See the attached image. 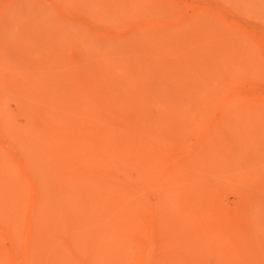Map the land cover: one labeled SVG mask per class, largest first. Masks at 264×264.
Returning <instances> with one entry per match:
<instances>
[{"label": "bare ground", "instance_id": "1", "mask_svg": "<svg viewBox=\"0 0 264 264\" xmlns=\"http://www.w3.org/2000/svg\"><path fill=\"white\" fill-rule=\"evenodd\" d=\"M44 1L63 14L57 1ZM201 17L195 14L178 28L199 24ZM166 22L144 17L134 26L114 24L113 38L130 43L131 37L141 35L149 44L128 58L134 77L117 83L103 74L101 66H96L95 70L103 71L98 74L87 71L90 66L83 68L89 63L70 60L62 50L67 40L50 28L40 47L50 51L43 67L29 69V61L20 55L22 59H16L15 64L8 61L10 76L0 74V264H94L110 252L105 251L110 247L107 237L122 245L113 254L118 264H264V238L252 237L260 234L258 229L250 235L245 231L249 224L245 225L242 214L243 207L250 208L252 198L258 196L257 190L250 189L253 185L248 192L242 189L241 207L227 208L221 194L234 186L231 182L235 178H227L223 185V173L217 165L221 152H228L226 130L248 104L243 89L251 79L241 81L239 67L248 68L249 62L186 61L183 52L162 44L160 28L171 27ZM236 29L254 41L252 31ZM130 45L132 49L134 45ZM16 60L14 57L11 63ZM118 67L120 70L124 65ZM149 87L158 90L154 111L146 107V100L151 99ZM9 97L15 98L16 112L24 118V125L14 121L7 106ZM244 108L247 111L250 107ZM190 134L195 137L193 142L187 138ZM249 170L248 184L264 179ZM63 186L65 190L58 192ZM45 187L57 198L81 191L79 197L88 201L81 208L86 213L72 217L73 224L55 215L52 218L45 210ZM64 203L66 209L79 208L73 200L64 199ZM87 225L104 231L101 238L94 232L85 233L89 247L80 245L75 237Z\"/></svg>", "mask_w": 264, "mask_h": 264}, {"label": "rangeland", "instance_id": "2", "mask_svg": "<svg viewBox=\"0 0 264 264\" xmlns=\"http://www.w3.org/2000/svg\"><path fill=\"white\" fill-rule=\"evenodd\" d=\"M0 1H1L0 12L3 13V14L0 13L1 14L0 40L1 38H4V40H6L5 42H7L4 45V40L0 41V46L1 44L4 45L3 47H0L1 49L0 51L4 52L3 55L1 56L5 55L6 57L5 56L4 57L7 60L6 62L4 57L0 56L1 57L0 74L2 76H4L5 74L6 77L10 76V71L12 69V67H10V64H15L16 62H18V60L22 59L19 57V55L23 56L25 60L29 61L27 63L29 69L32 66H34L32 67L33 69H35L36 66L43 67L44 62H46V60L49 58L48 55L50 51H48L47 48H45L46 51L45 49H43L45 51L43 52V50L41 51L40 47H42L41 42L43 44L45 41L43 40V38L46 39L45 36H43L44 33L47 32L50 28L49 31L53 30L56 33H57L56 30H58L59 34H61L59 35L57 33L59 38L61 37L60 39L67 40V44H66L67 46H63L62 50L65 51V54L69 56L70 60L73 61L79 60L80 62L77 63H85V64L89 63L87 65L83 64L84 65L83 68L85 70L90 68V70L87 71L92 72V70L94 71L95 69H97L96 66H101L102 70L105 71L103 74L105 76H108L109 78L111 77L112 82L113 80H115L114 82H116L117 80L123 81L124 80L123 78H125V80H129L132 77V75L134 77V74H132L134 70H132V68L128 66L130 62L128 59L129 56H131V53H133L134 50L136 51L137 49L136 52H138L141 48H144L149 44H146L147 42L144 43L143 42L144 40H142V38L140 39V37H142L141 35L131 37L130 39L132 41L130 43L120 42L121 40H119L118 38L112 37L114 33H116V29H115L116 25L114 26V24H117V26L119 25L123 26V24L124 26H126V24L127 26H134L137 20L141 21L142 18L144 17H149V19L152 18L167 19L166 24L170 25L171 27L160 28L162 30V31L160 30L161 31L160 36L162 38L160 40H162V44H164L166 49L183 52L185 54L186 61L191 60V62H195V63H215V62H226V61L234 62L237 60L239 62H244V63L249 62L250 67L244 69L241 66L239 67L240 69H243V71L239 69L240 75L242 74L241 75L242 77H240V75L238 74V78L240 77L239 79L241 81H246L247 79H251V81H249L250 85L249 83L247 85L244 84L245 87L243 89V92L248 100L247 102H245L248 104L244 106H248L250 108L251 106H253V108H251V110L250 108H248V110L246 111L247 107L244 108L243 106L241 110L242 113L243 112L244 113L240 114L241 112H239V114L236 117V120H238V122L234 120L230 124L228 131L226 130V133L224 135V142L227 145H229L228 152L226 153L224 152V154L221 152L219 156L222 155L223 156L218 159L220 162L218 161L217 165L221 173H223L222 175L224 177L223 178L224 180L222 179L220 181L221 183H223V185L227 184L229 179L233 180L235 178L234 179L235 182L234 180L233 182H231L232 186L233 185L234 186L229 190L225 189L221 194V196L223 195V197H221L222 198L221 201L224 204V206H226L227 208L231 207L235 209L237 207H241L242 202H240L239 193L240 191H242V189L243 191L246 189L245 190L246 192H248L251 188L257 190L256 193L258 194V196H256L257 194H255L256 196L254 197L255 199L252 198L251 206L249 204L250 208L245 210L243 207L242 214L244 215L243 217H244V222L246 223L245 225L249 224L245 226V231L247 233L250 232L251 234H253L254 231L257 232L256 229H258L260 231V234L259 232H257L258 234L255 232L256 234L252 235V237H255L257 239L259 238L258 239L259 241H261V239L264 238V188H261L262 186H264V179H262V181L257 179L252 180L251 181L252 184L250 183L248 184V182H250L248 180L249 178L248 175L250 173H247L249 171L251 172L249 168H252V170L256 171V173H259L260 175L262 174L261 176L262 178H264V169H262L264 168V140H262L264 139L262 138L264 137V0H54L58 2L60 8L62 7V9H64L63 14L57 12V10L53 9L50 6V4L44 0H0ZM171 2H173V4H171ZM6 4L7 7H4ZM5 8L7 10H5ZM119 8L120 10L118 12ZM194 13L195 14L199 13L200 17L204 15L203 16L204 18L201 17L202 21L199 24H193V25L190 24L178 28L183 23L185 22L187 23V21L191 20V18L195 15ZM66 20L71 21V24L69 25L70 22H68L67 25ZM76 24L77 25L79 24L80 28L79 25L77 28ZM59 26L61 27L59 28ZM62 26L64 27L62 28ZM65 26L70 30H67ZM69 26L70 27L73 26L74 28L73 27L72 28L74 30H72V28H70ZM173 26H176V28H174ZM238 26L245 28L250 32L252 31L254 35L253 37L254 41H251L247 39L245 36H242L236 29V27ZM81 27H84V29ZM77 29L78 32L76 31ZM129 31H131V28L128 29L125 33ZM5 32L7 34L3 35ZM82 32L84 33L86 32L85 33L86 35L84 33L82 34ZM78 36L80 38H78ZM135 37L137 38L139 37V41H137ZM133 40L135 41L136 44L132 43L134 42ZM8 42L10 44H8ZM130 44L134 45L135 48L134 46H132L131 49ZM138 45L140 47H138ZM3 48H5L7 51H5V49ZM33 49H34V53H37V55L31 53L33 52ZM35 49H37V52H35L36 51ZM123 49H125L124 52L128 49V51H126V54H124L125 56L123 55L124 53ZM15 51L16 52L18 51V53H15ZM38 51L41 54H38ZM19 52H22L23 55H21L22 53L19 54ZM42 52L44 55L42 54ZM119 52L122 53V55L118 54ZM30 53L32 57L31 55H29ZM115 53H117V55ZM24 55L26 56V58ZM7 56L12 57V59H14L15 57V60L16 59L18 60H16L15 62L13 61L14 63H11L12 59H10V57L7 58ZM172 59L175 60L176 58L172 57ZM123 60L124 61L128 60V62L127 61L124 62ZM3 61L6 62L7 64L4 63ZM8 61L10 64L8 63ZM125 63L127 65H125ZM116 64L118 66L121 65V67L122 64L124 65V67H122L121 69L123 72L126 73L127 76L125 74L123 76L121 69L119 70L120 67H118ZM88 66L90 67L88 68ZM114 66H115V70L117 71H114ZM125 67L126 68L128 67L129 69L127 68L128 70H126ZM102 70L98 69L95 71L96 72L99 71L98 74H102L103 72ZM129 70L131 71L129 72ZM116 73L118 75H116ZM120 73L122 76L120 75ZM98 74L96 75L98 76ZM153 88L154 87H152V89ZM149 89H150L149 90L150 93L148 95V98L151 99L149 100L147 98L148 100H146V103L148 104H146L147 105L146 107L149 108L148 110L154 111V108H156L155 106L156 102L158 100L156 98L158 94V90H156L155 88L152 90L151 87H149ZM154 92L156 93L155 95L152 94ZM8 100L9 101H7L8 102L7 106L9 109H11L10 111L12 112L14 121L16 122L17 125L20 126L24 125L25 124L24 118L21 115L17 114L16 112L17 107L15 102H13L15 98L9 97ZM151 100H153L154 103H152L153 101ZM257 101H259V104ZM249 103L251 105H249ZM253 109L259 112L257 113ZM246 113H248L249 115ZM241 115H244L243 118L245 117V115H247L248 118L246 116V118L243 119ZM241 118L243 120H241ZM247 120L248 121L250 120L251 122H248ZM245 121L248 122L249 126ZM240 122H242V127L240 126L241 131H239V126L237 125L238 123L240 125L241 124ZM244 125H246L245 128ZM242 131L245 134H243ZM242 135L244 137L246 135V138H244ZM248 135H250L248 141L250 139L252 140L255 138L254 143L256 147L251 140L249 142L247 141ZM187 138L191 142L195 140L193 134H190V136H188ZM231 138L233 139L234 143L231 142L232 141ZM230 146H231V150H230ZM232 149L236 150V152L235 151L233 152ZM247 149H249V151ZM255 150L257 152L259 150V152L257 153L255 152ZM231 151L232 154L234 153L233 156L231 154ZM20 153L24 155V152H20ZM222 158H224V160H221ZM230 159L231 161H229ZM224 161L228 163L225 166L224 164H226V162ZM228 165H230L229 166L230 168L228 167ZM253 166L255 168L257 167L256 170ZM225 168L228 170H225ZM259 170H261V172H259ZM239 173H241L242 177H240ZM117 175L119 176L118 177L119 179H122L121 172H119ZM241 179H243L244 182ZM238 182L242 187L239 185ZM234 183H236V185ZM249 185L250 186L253 185V186L250 187ZM65 188L66 187L63 186L58 192L64 191ZM48 191L50 190L47 187H45V196L47 197L46 199L48 200V205L46 206L45 210L52 218H54L55 215L59 220H63L64 222L73 224L71 220L72 217H75L76 214L86 213V211H84L81 208H85L88 204V201L86 198L83 199L81 198V196L79 197V192L81 191L75 190L71 193L68 192L66 196H62L59 198L54 197V194L52 193L51 195H49ZM64 199L66 201L73 200L74 202L78 203L79 208L76 209L75 211L71 209H66ZM150 199L153 201L155 200V198H150ZM53 202L57 205L58 211L55 210ZM85 217H83L84 221L88 219ZM88 223H92V222L88 221ZM87 231H89L90 234L94 232L92 234L98 235L100 238L104 236V231L100 230V227L98 228L93 225H87L82 233L78 232L75 235L78 243L82 246L84 245L87 247L90 246V242L88 241L86 242L87 239L85 233ZM107 241H108L107 244L110 245V247L109 248L105 247V251H110V252L104 253L102 258L100 259V262H94V264L97 263L118 264L116 261L117 259L113 254L116 253L118 249H121L122 245L118 243L115 239L108 240V237H107Z\"/></svg>", "mask_w": 264, "mask_h": 264}]
</instances>
